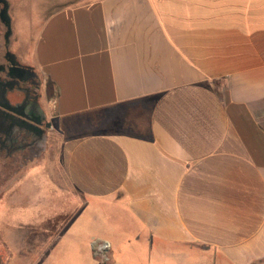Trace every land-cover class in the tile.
Here are the masks:
<instances>
[{"label": "crops", "instance_id": "crops-1", "mask_svg": "<svg viewBox=\"0 0 264 264\" xmlns=\"http://www.w3.org/2000/svg\"><path fill=\"white\" fill-rule=\"evenodd\" d=\"M50 6L12 52L56 140L57 175L9 192L55 231L36 264L60 241L61 264L105 243L111 264H264V0Z\"/></svg>", "mask_w": 264, "mask_h": 264}, {"label": "rangeland", "instance_id": "rangeland-1", "mask_svg": "<svg viewBox=\"0 0 264 264\" xmlns=\"http://www.w3.org/2000/svg\"><path fill=\"white\" fill-rule=\"evenodd\" d=\"M7 2L10 6L11 36L6 49V28L0 22V61L5 50L9 53L16 51L14 50L16 34L26 33L28 30L27 24L31 19L33 21L37 20L36 18L41 19L51 9L50 0H7ZM19 60L21 64H25L22 62V57L19 56ZM48 90V86L42 87L41 98H44ZM40 106L43 107L42 99ZM46 120L48 119L46 118ZM55 144L54 131L52 128L45 129L37 150L29 160H23L19 153L10 159H6L3 155L0 156V264H36L35 244L37 239L46 238L51 232H55L42 231L41 225L37 224L41 217L36 215L35 206L31 207L28 204L26 206L29 207L26 208L20 199L12 203L9 200V192L13 181L19 182L26 179L43 181L44 179H51L50 174L57 175ZM46 165L47 169H45ZM46 210L49 211L50 209L47 208ZM23 213L24 215H22ZM39 213L41 214V212ZM66 218L60 216L54 221H45L42 226L47 230H51L52 222L60 227L67 220ZM29 223L32 225H27ZM66 243V241L63 244L62 241L58 242L54 262L63 263L61 260L64 261L66 255L64 248ZM108 252V249L94 252L97 260L100 261L98 264H111Z\"/></svg>", "mask_w": 264, "mask_h": 264}, {"label": "flooded vegetation", "instance_id": "flooded-vegetation-1", "mask_svg": "<svg viewBox=\"0 0 264 264\" xmlns=\"http://www.w3.org/2000/svg\"><path fill=\"white\" fill-rule=\"evenodd\" d=\"M5 45L7 49L9 39ZM9 54L5 50L0 61V105L5 103V97L13 108L7 111L0 107V156L10 159L19 153L23 160H29L44 135L45 124L50 121L46 120L40 106L42 82L39 75ZM10 61L14 62V66ZM32 71L35 76L30 74ZM38 133L41 135L38 136Z\"/></svg>", "mask_w": 264, "mask_h": 264}, {"label": "water", "instance_id": "water-1", "mask_svg": "<svg viewBox=\"0 0 264 264\" xmlns=\"http://www.w3.org/2000/svg\"><path fill=\"white\" fill-rule=\"evenodd\" d=\"M3 3V7L0 11V22L4 25V27L6 28V34H5V40L6 42L8 41L9 37L11 36V19L9 17L8 14V9H9V4L6 0L2 1ZM11 56H13L11 53L9 54ZM12 66H14V62L10 61ZM26 72H29V70H25ZM30 74L35 76V73L32 71ZM4 97V96H3ZM5 99V103L1 104L0 107L3 108L4 110L10 111L12 110L13 106H11L8 102V100L4 97ZM37 125V124H36ZM30 127H34L35 125L29 124ZM36 128H38L39 130H41L39 127L35 126ZM45 128L46 129H50L51 128V124L50 123H46L45 124ZM41 134L38 133V136H40Z\"/></svg>", "mask_w": 264, "mask_h": 264}, {"label": "bare ground", "instance_id": "bare-ground-1", "mask_svg": "<svg viewBox=\"0 0 264 264\" xmlns=\"http://www.w3.org/2000/svg\"><path fill=\"white\" fill-rule=\"evenodd\" d=\"M108 245L105 243L104 245H102L101 249H107Z\"/></svg>", "mask_w": 264, "mask_h": 264}, {"label": "built area", "instance_id": "built-area-1", "mask_svg": "<svg viewBox=\"0 0 264 264\" xmlns=\"http://www.w3.org/2000/svg\"><path fill=\"white\" fill-rule=\"evenodd\" d=\"M102 245H104V244H102ZM102 245L99 247V251L101 250V251H103V250H106V249H101L102 248ZM108 249V248H107Z\"/></svg>", "mask_w": 264, "mask_h": 264}]
</instances>
